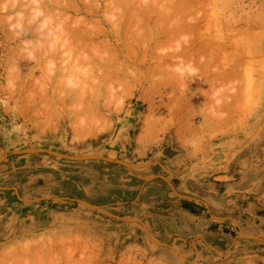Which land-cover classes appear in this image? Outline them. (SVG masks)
<instances>
[{"label":"rangeland","instance_id":"obj_1","mask_svg":"<svg viewBox=\"0 0 264 264\" xmlns=\"http://www.w3.org/2000/svg\"><path fill=\"white\" fill-rule=\"evenodd\" d=\"M12 1L0 0V264H264V0H191L183 16L181 0H34L58 34Z\"/></svg>","mask_w":264,"mask_h":264},{"label":"bare ground","instance_id":"obj_2","mask_svg":"<svg viewBox=\"0 0 264 264\" xmlns=\"http://www.w3.org/2000/svg\"><path fill=\"white\" fill-rule=\"evenodd\" d=\"M6 1H7V0H6ZM19 1H21L20 3L23 2L22 0H19ZM48 1L50 2V0H48ZM51 1H52V0H51ZM59 1H60V0H59ZM172 1L174 2V0H172ZM175 1H176V0H175ZM181 1H183V2H176V3H174V7H175V8H174L173 6H171V4L173 5V3L170 4V3H169L170 1L168 2L167 6L170 4V7H171V8L173 7L172 10H174V12H175V11H178V13L180 12V15L183 16L184 13H186V11H187L189 8L192 9V7H193L195 4H193L191 0H185L186 2H185L184 0H181ZM189 1H191V2H189ZM32 2H33L35 5L32 4ZM38 2H40V1L38 0ZM38 2L36 3V1H34V0H33V1L31 0V2L28 1V4L30 3L29 8H31V4L34 5V6H33L34 8L32 7L33 9L31 8V9H32L31 11H34V13H35L34 15H35V16L32 15L33 12H31V11H29V13L31 12L30 15H29V13H27V12H26V13L28 14L29 17L34 18L33 20H36L35 17L40 18V19L37 18V19L40 20V21L43 19V22H42V23L45 24V23H47V20H49V19H48V18H47V19H46V18H42V19H41V17H42L43 15L47 14L48 11H50V10L47 9V10H48V11L46 10L47 13H46L44 10L40 11L44 6H42L43 4H40V3H39V5H41L42 8H41V6H39V7H40V8H39L38 5H37V7H36V4H38ZM42 2H44V1H41V3H42ZM54 2H55V1H54ZM54 2H53V3H54ZM10 3H11V1H10ZM12 3H14V0L12 1ZM18 3H19V2H18ZM20 3H19V4H20ZM50 3H51V2H50ZM56 3H59V4H60V2H58V1H57ZM63 3H64V2H63ZM66 3H67V1H66ZM166 3H167V2H166ZM2 4H3V3H2V1H1V5H2ZM5 4H6V3H5ZM8 4H9V3H8ZM8 4L6 5L7 7H5V8H8ZM26 4H27V3H26ZM69 4H70V2H69ZM69 4H68V5H69ZM197 4H198V3H197ZM10 5H11V4H9V6H10ZM14 5H15V4H14ZM17 5H18V4H17ZM17 5H16V6H17ZM21 5H22V4H21ZM45 5H47V3H46ZM50 5L53 6L54 4H53V5L50 4ZM64 5H66V4H64ZM70 5H71V4H70ZM73 5H74V4H73ZM114 5H115V4H114ZM117 5H118V4H117ZM145 5H146V4H145ZM164 5H165V3H164ZM11 6H12V5H11ZM23 6L26 7L25 5H23ZM27 6H28V5H27ZM47 6H48V5H47ZM87 6H88V5H87ZM90 6H91V5H90ZM92 6H93V5H92ZM92 6H91V7H92ZM115 6H116V5H115ZM165 6H166V5H165ZM21 7H22V6H21ZM54 7H55V6H54ZM73 7H74V6H73ZM75 7H76V6H75ZM117 7H118V6H116V8H115L116 10H118ZM146 7H148V6H146ZM178 7H179V9H178ZM3 8H4V7H3ZM9 8H10V7H9ZM17 8H18V7H17ZM19 8H20V7H19ZM22 8H23V7H22ZM22 8H20V10H21ZM36 8H39V9H36ZM47 8H51V7H47ZM52 8H53V7H52ZM57 8H58V6H57ZM61 8H62V7H61ZM66 8H68V7L66 6ZM70 8H71V6H70ZM87 8H88V7H87ZM126 8H128V7H126ZM163 8H164V7H163ZM167 8H169V7H167ZM10 9L12 10V8H10ZM14 9H15V7H14ZM27 9H28V7H27ZM43 9H44V8H43ZM45 9H46V7H45ZM53 9H54V8H53ZM74 9H76V8H74ZM77 9H78V8H77ZM77 9H76V10H77ZM89 9H90V8H89ZM156 9H157V8H156ZM5 10H6V9H5ZM17 10H18V9H17ZM23 10H24V9H22V11H23ZM35 10L38 11L39 16L42 15V14H43V15H42L41 17H39V16H38V13H37ZM54 10H55V9H54ZM79 10H80V9H79ZM83 10H84V9H83ZM140 10H141V9H140ZM148 10H149V9H148ZM148 10H147L146 12H148ZM14 11H15V10H14ZM24 11H28V10L25 9ZM91 11H93V10L91 9ZM142 11L145 12L144 8H142ZM150 11H151V9H150ZM165 11L168 12V13H166V14H167L166 17H170L171 9H170L169 11H168V9H166V10H164V12H165ZM19 12H20V11H19ZM44 12H45V13H44ZM51 12L56 13V12H54V11H51ZM60 12H61V11H60ZM124 12H125V11H124ZM124 12H123V13H124ZM144 12H143V13H144ZM152 12H153V11H152ZM164 12H163V13H164ZM63 13H65V12L62 11L61 15H62ZM175 13H177V12H175ZM178 13H177V14H178ZM182 13H183V14H182ZM17 14H18V13H17ZM23 14H24V13H23ZM23 14H22V15H23ZM56 14L58 15V13H56ZM140 14H141V12H140ZM159 14H160V13H159ZM172 14H173V13H172ZM172 14H171V15H172ZM177 14H176V15H177ZM24 15H26V14H24ZM31 15H32V16H31ZM47 15H48V14H47ZM47 15H45V17H50V16H51L50 14H49L50 16H47ZM168 15H169V16H168ZM28 16H26V18H27ZM53 16H56V15H55V14H52V17H53ZM119 16H120V15L118 14L117 17H119ZM157 16H158V15H157ZM43 17H44V16H43ZM52 17H50V20H51ZM126 17H127V16H126ZM126 17H125V19H126ZM133 17H134V16H133ZM136 17H137V15H136ZM0 18H1V17H0ZM12 18H14V17L12 16ZM12 18H11V19H12ZM19 18L21 19V16H19ZM22 18H23V17H22ZM32 18H31V19H32ZM57 18H58V17H57ZM63 18H64V17H63ZM127 18H128V17H127ZM159 18H160V17H159ZM2 19H3V18H2ZM9 19H10V18H9ZM16 19H17V18H16ZM31 19H28V20H29V23H30ZM45 19H46V21H44ZM53 19H54V20H53ZM53 19H52V21H55V20H56L55 17H54ZM59 19H60V18H59ZM59 19H58V20H59ZM64 19H65V18H64ZM120 19H121V18H120ZM120 19H119V20H120ZM130 19L132 20L133 18H130ZM134 19H135V17H134ZM4 20H5V19H4ZM127 20H128V19H127ZM12 21H14V20H12ZM20 21H22V19H21ZM40 21H39V23H37L38 21H37V22L34 21L32 24H34L35 22H36L37 24H40ZM112 21H113V20H112ZM121 21H123V20H120V21H118V22H121ZM2 22H4V21H2ZM16 22H17V20H16ZM16 22H15V23H16ZM18 22H19V19H18ZM26 22H27V21H26ZM31 22H32V21H31ZM44 22H45V23H44ZM55 22H56V21H55ZM55 22H53V23H55ZM113 22H114V21H113ZM113 22H112V24H113ZM115 22H116V21H115ZM126 22H127V21H126ZM8 23L11 24V22H8ZM13 23H14V22H13ZM20 23H22V22H20ZM48 23H50V22H48ZM51 23H52V22H51ZM75 23H76V22H75ZM127 23H128V22H127ZM197 23H198V27H199L200 24H199V22H197ZM17 24H18V23H17ZM30 24H31V23H30ZM30 24H29V25H25V24H24V25H25V27H29ZM37 24H35V25H37ZM58 24H59V23H58ZM64 24H65V23H63V25H64ZM115 24H117V22H116ZM122 24H123V23H122ZM129 24H130V23H129ZM140 24H142V22H140ZM180 24H181V23H180ZM18 25L20 26L21 24H18ZM18 25H16V26L18 27ZM46 25H48V24H45V25H44V28H45V27L47 28ZM54 25H56V24H54ZM76 25H77V23H76ZM120 25H121V24H120ZM120 25H119V26H120ZM131 25H132V24H131ZM177 25H178L179 27L181 26V25H179V23L176 24L175 26H174V25H171V26H172V27H176V29H177ZM183 25H184V24H183ZM185 25H186V24H185ZM190 25H191V24H190ZM190 25H188V26H190ZM0 26H2V25H0ZM21 26H22V25H21ZM50 26H51V24H49L48 27L50 28ZM58 26H60V25H58ZM58 26H57V27H58ZM61 26H62V25H61ZM61 26H60V28H62ZM68 26L70 27L71 25L68 24ZM72 26H73V25H72ZM72 26H71V27H72ZM74 26H75V25H74ZM74 26H73V30H74ZM116 26H117V25H116ZM119 26H117V27L119 28ZM163 26H165V25H163ZM186 26H187V25H186ZM186 26H185V27H186ZM188 26H187V28H188ZM193 26H194V25H192L191 27H193ZM13 27H14V25H13ZM42 27H43V26H40V25H39L37 28H42ZM51 27H53V26H51ZM66 27H67V24H66ZM77 27H78V26H77ZM92 27L94 28V26H92ZM92 27H91V28H92ZM161 27H162V26H161ZM172 27H171V28H172ZM181 27L185 28L184 26H181ZM195 27H196V26H195ZM22 28H23V26H22ZM37 28H36L35 30H38ZM46 28L44 29V30H45V33H44V34H46V30L49 29V28H47V29H46ZM53 28H55V27H53ZM118 28H117V29H118ZM124 28H125V26H124ZM189 28H190V27H189ZM193 28H194V27H193ZM31 29H32V28H31ZM31 29H30V28L28 29V30L30 31V33H31ZM33 29H34V26H33ZM66 29H67V31H68V28H65V29L63 28L62 30H63V31H64V30L66 31ZM71 29H72V28H71ZM75 29H76V28H75ZM103 29H104V28H103ZM103 29H102V30H103ZM106 29H107V28H106ZM113 29H114V28H113ZM115 29H116V28H115ZM126 29H128V28L126 27ZM126 29H125V30H126ZM140 29H141V28H140ZM144 29H145V28H144ZM166 29H167V26H166ZM166 29H163V30H166ZM185 29H186V28H185ZM28 30L26 29L27 33H29ZM49 30L51 31V29H49ZM55 30H56V28H55ZM55 30H53V32L51 31V33H50V31H47V34H49V33H50V34H53V33L55 32ZM62 30H61V31H62ZM73 30H72L71 32H73ZM76 30H77V29H76ZM89 30H90V29H89ZM99 30H101V29L99 28ZM138 30H139V29H138ZM150 30H151V29H150ZM150 30H149V31H150ZM152 30H153V29H152ZM157 30H158V29H157ZM2 31H3V29H2ZM24 31H25V30H24ZM42 31H43V30H42ZM79 31H80V29H79ZM90 31H91V30H90ZM90 31H86V32L89 33ZM96 31H97V30H96ZM128 31H129V29H128ZM139 31H140V30H139ZM149 31H148V32H149ZM160 31H162L161 28H160ZM160 31H159V32H160ZM17 32H18V31H17ZM35 32H37V31H32V33H35ZM40 32H41V29H40ZM56 32H57V31H56ZM56 32H55V33H56ZM76 32H77V31H76ZM76 32H75V33H76ZM91 32H92V31H91ZM116 32L118 33V31H116ZM122 32H124V30H123ZM125 32H126V31H125ZM131 32H132V31H131ZM137 32H138V31H137ZM140 32L142 33V36H144L143 33H144L145 31L143 32V31L141 30ZM154 32H155V31H154ZM154 32L152 31V33H154ZM159 32H158V34H160ZM162 32H164V31H162ZM162 32H161V33H162ZM58 33H59V32H57V34H58ZM61 33H62V32H61ZM64 33H65V32H64ZM77 33H78V32H77ZM77 33H76V34H77ZM104 33H105V32H104ZM107 33H108V31H107ZM120 33H121V31H120ZM120 33H118V34H120ZM129 33H130V32H129ZM132 33H133V32H132ZM132 33H131V34H132ZM146 33H147V32H146ZM152 33H151V31L149 32V35H150V36H149V39L152 38V40H153L154 38L151 37V36H152V35H151ZM20 34L23 35L22 32H21ZM25 34H26V32H25ZM25 34H24V35H25ZM42 34H43V33H42ZM57 34H56V37L58 36ZM71 34H72V33H71ZM85 34H86V33H85ZM89 34H90V33H89ZM94 34H95V32H94ZM133 34H134V35H133V36H134L133 38H135V33H133ZM158 34H154L155 37H156V35H158ZM164 34H165V33H164ZM17 35H18V34H17ZM31 35H32V34H31ZM31 35H30V37H31ZM61 35H62V34H61ZM64 35H65V34H64ZM73 35H75V34H73ZM90 35H91V34H90ZM111 35H112V34H111ZM120 35H121V34H120ZM126 35H127V34H126ZM147 35H148V34H147ZM9 36H10V35H9ZM15 36H16V35H14V37H15ZM20 36H21V35H20ZM20 36H18V37H20ZM32 36H33V35H32ZM37 36H39V35H37ZM51 36H52L53 39H55V42H56V43L59 42V45H60V44H61V45L64 44V46H62V47H64L63 49L66 50V49H65V48H67V46L65 47V44H66V43H65V42H64V43H60V41H59L60 39L57 40L56 38H54L55 35H50V38L48 37V39H47V37H46V38L44 39V42L46 43V47H48L49 44H50V46H51L52 44H55V42L52 43L53 41H52V42L50 41L51 43H50V42L48 43V40L51 39ZM53 36H54V37H53ZM75 36H76V35H75ZM86 36H87V35H86ZM91 36H93V35H91ZM107 36H108V34H107ZM117 36H118V35H117ZM122 36H123V35H122ZM136 36H137V35H136ZM142 36H141V37H142ZM145 36H146V35H145ZM161 36H163V35L161 34ZM3 37H4V35H3ZM12 37H13V36H12ZM14 37H13L12 39H14ZM18 37H17V38H18ZM28 37H29V36H28ZM35 37H36V36H35ZM63 37H64V36H62V37H60V38L63 39ZM70 37H73V40H74V36H70ZM120 37H121V36H120ZM125 37H126V36H125ZM157 37H158V36H157ZM8 38H9V37H8ZM75 38H76V37H75ZM77 38H78V37H77ZM77 38H76V39H77ZM92 38H94V37H92ZM92 38H90V39H92ZM126 38H127V37H126ZM136 38H137V37H136ZM138 38H139V36H138ZM143 38H144V37H143ZM9 39H10V38H9ZM9 39H8V40H9ZM21 39H22V38H21ZM53 39H52V40H53ZM64 39H65V37H64ZM68 39H69V35H68ZM76 39H75V40H76ZM94 39H95V38H94ZM116 39H117V38H116ZM123 39H124V38H123ZM127 39L129 40V38H127ZM147 39H148V37H147ZM149 39H148V40H149ZM156 39H157V38H156ZM6 40H7V38H6ZM22 40H23V39H22ZM42 40H43V39H42ZM45 40H46L47 42H46ZM56 40H57L58 42H57ZM75 40L73 41L74 43H75ZM79 40H80V39H78L77 41H79ZM106 40H107V39H106ZM108 40H109V39H108ZM108 40H107V42H108ZM114 40H115V39H114ZM136 40H137V39H136ZM138 40H139V39H138ZM145 40H146V37H145ZM145 40L143 39V42H145V44H143V45H146V44H147V43H146L147 41H145ZM66 41H67V37H66ZM88 41H89V40H88ZM93 41H94V40H93ZM111 41H112V40H111ZM118 41H119V40H118ZM70 42H72V39H71V41H70V39L68 40V43H70ZM73 42L70 43L69 45L73 44ZM84 42H85V41H84ZM84 42H83V43H84ZM89 42H91V41H89ZM101 42H102V41H101ZM109 42H110V40H109ZM125 42H126V41H125ZM137 42L139 43V41H137ZM143 42H142V43H143ZM151 42H152V41H151ZM157 42H159V41L157 40ZM209 42H211V41H209ZM209 42H208V43H209ZM14 43H15V42H14ZM20 43H21V40H20ZM47 43H48V45H47ZM76 43H77V42H76ZM76 43H75L74 46L77 45ZM80 43H81V40H80ZM104 43H105V42H104ZM111 43H112V42H111ZM118 43H119V42H118ZM211 43H213V42H211ZM18 44H19V43H17V45H18ZM85 44H86V42H85ZM92 44H93V43H92ZM100 44H102V43H100ZM100 44H99V45H100ZM108 44H109V43H108ZM126 44H127V43H126ZM148 44H149V42H148ZM148 44H147V45H148ZM150 44H151V43H150ZM204 44H207V43L205 42ZM19 45H20V44H19ZM56 45H57V44H56ZM59 45H58V46H59ZM61 45H60V46H61ZM131 45H132V44H131ZM140 45H142V44L140 43ZM207 45H208V44H207ZM209 45H210V44H209ZM50 46H49V47H50ZM60 46H59V48H60ZM77 46H78V45H77ZM77 46H76V47H77ZM87 46H88V45H87ZM100 46H101V45H100ZM128 46H129V45H128ZM132 46H133V45H132ZM132 46H131V47H132ZM156 46H157V45H156ZM54 47H56V46L54 45ZM88 47H89V46H88ZM93 47H95V46H93ZM93 47H92V49H93ZM102 47H103V46H102ZM108 47H109V46H108ZM56 48H57V47H56ZM71 48H73V47H71ZM96 48H97V49H95V50H98L99 47H96ZM103 48H105V47H103ZM111 48H112V46H111ZM126 48H127V47H126ZM146 48H147V47H146ZM146 48H145V49H146ZM150 48H152V45H151ZM45 49H46V48H45ZM47 49H49V48H47ZM61 49H62V48H61ZM61 49H59V51H60ZM63 49H62V50H63ZM67 49H68V48H67ZM73 49H74V48H73ZM77 49H79V53H81V50H80L81 48L79 47V48H77ZM99 49L101 50V48H99ZM108 49H109V48H108ZM148 49H149V48H148ZM148 49H147L146 51H148ZM191 49H192V48H190V50H191ZM57 50H58V48H57ZM57 50H56V51H57ZM87 50H88V49L86 48L85 51H87ZM118 50H119V49H118ZM123 50H124V49H123ZM187 50H188V49H187ZM187 50H186V51H187ZM56 51H55V52H56ZM66 51H67V50H66ZM102 51H103V50H102ZM102 51H101V52H102ZM104 51H105V50H104ZM104 51H103V52H104ZM107 51H108V50H107ZM107 51H105V52H107ZM125 51H126V50H125ZM191 51H192V52H191ZM191 51H187V52H186V55H185L186 58H187V56L193 55V51H195V49H194V50L192 49ZM50 52L52 53L53 51H50ZM55 52H54V53H55ZM87 52H88V51H87ZM87 52H86V53H87ZM95 52H96V51H95ZM95 52H94V53H95ZM98 52H99V51H98ZM105 52H104V53H105ZM108 52H110V51H108ZM112 52H113V50H111V53H112ZM129 52H130V51H129ZM184 52H185V51H184ZM213 52H214V51H213ZM213 52H212V54L215 55V53H213ZM69 53H70V52H69ZM72 53H73V51H72ZM82 53H83V52H82ZM86 53H85V55H86ZM115 53H116V52H114L113 54H115ZM121 53H123V52H121ZM124 53H125V52H124ZM124 53H123V54H124ZM96 54H100V52H99V53H96ZM153 54H154V53H153ZM184 54H185V53H184ZM74 55H75V54H74ZM83 55H84V53L82 54V57H81V58L85 59V58L83 57ZM107 55L109 56V54H107ZM111 55H112V54H110V56H111ZM116 55H118V54H116ZM126 55H127V54H124L123 56L126 57ZM128 55H129V54H128ZM130 55H132L131 52H130ZM130 55H129V56H130ZM145 55H146V54H145ZM149 55H150V54H149ZM155 55H156V54H155ZM171 55H172V54H171ZM194 55H195V54H194ZM194 55H193V57H194ZM214 55H211V56H214ZM47 56H49V55H47ZM56 56H57V54H56ZM71 56H73V55L71 54ZM79 56H80V54H79ZM87 56H88V55H87ZM112 56H113V55H112ZM119 56H120V55H119ZM211 56L206 58V59H207L206 62L203 60V61L205 62L204 64H207V65H204L203 68L206 69L208 65L210 66L211 62H209V61H211V59H212ZM54 57H55V56H54ZM100 57H101V56H100ZM100 57H99V58H100ZM113 57H114V56H113ZM117 57H118V56H117ZM130 57H131V56H130ZM132 57H133V56H132ZM154 57H155V56H154ZM173 57H174V56H173ZM175 57H176V55H175ZM193 57H191V58H193ZM47 58H48V57H47ZM72 58H74V57H72ZM75 58H76V55H75ZM75 58H74V59H75ZM79 58H80V57H78V60H81V58H80V59H79ZM96 58H97V60H100V61H98V62L101 63L102 59H98V56H97ZM107 58H108V57H107ZM107 58H106V59H107ZM115 58H116V57H115ZM133 58H134V57H133ZM157 58H158V57H157ZM50 59H51V58H50ZM88 59H89V58H88ZM109 59L111 60L112 58H109ZM109 59H108V60H109ZM118 59H119V58H118ZM127 59H128V58H127ZM129 59H130V58H129ZM145 59H146V57H145ZM159 59H160V58H159ZM161 59H162V58H161ZM161 59H160V60H161ZM199 59H200V58H199ZM199 59H197V60H199ZM10 60H11V59H10ZM72 60H73V59H72ZM86 60H87V59H85V61H86ZM103 60H104V59H103ZM108 60H105L104 63H105L106 61H108ZM131 60H132V59H131ZM133 60H134V59H133ZM153 60H154V59H152V61H153ZM45 61H46V60H45ZM68 61H69V59H68ZM75 61H76V60H75ZM92 61H93V60H92ZM92 61H91V62H92ZM115 61H116V60H114V62H115ZM117 61H119V60H117ZM150 61H151V59H150ZM155 61H156V60H155ZM157 61H158V60H157ZM212 61H213V60H212ZM7 62H8V61H7ZM70 62L72 63V61H70ZM77 62H80V63H81V62H83V60H82V61H77ZM86 62L88 63V62H90V61L87 60ZM98 62H97V63H98ZM108 62H109V61H108ZM108 62L105 63L106 66H107V64H109L111 61H110L109 63H108ZM114 62L111 63V64H114ZM119 62H120V61H119ZM121 62H122V61H121ZM126 62H128V60H127ZM130 62H131V61H130ZM12 63H13V61H12ZM12 63H11V64H12ZM68 63H69V62H68ZM71 63H69V65H70L71 67L74 66L73 68L76 70V65H75L76 63H75V64H74V63L71 64ZM80 63H79V64H80ZM124 63H125V62H124ZM128 63H129V62H128ZM159 63H161V62H159ZM159 63H158V64H159ZM197 63H199V61H198ZM5 64H6V63H5ZM9 64H10V63H9ZM43 64H44V63H43ZM52 64H53V63H52ZM84 64L86 65L85 62H84ZM84 64L82 63V65L80 66L81 69H84V67H85ZM89 64H90V63H89ZM116 64H117V65H116ZM119 64H123V63H119ZM119 64H118L117 62H115V66H118ZM125 64H127V63H125ZM125 64L122 65V66L120 65L119 68L121 67V69H122L123 66H124V67L126 66ZM158 64H157V65H158ZM50 65H51V62H50ZM139 65H140V64H139ZM10 66H11V65H10ZM12 66H13V64H12ZM67 66H68V65H67ZM70 66H69V68H71ZM83 66H84V67H83ZM88 66H89V68H90V65H88ZM88 66H87V67H88ZM108 66H109V65H108ZM110 66H111V65H110ZM48 67H49V66H48ZM48 67H47V68H48ZM77 67H78V66H77ZM82 67H83V68H82ZM67 68H68V67H67ZM73 68H71V69H73ZM117 68H118V67H117ZM126 68H128V65H127ZM9 69H11V68L9 67ZM74 69H73V70H74ZM90 69H91V68H90ZM90 69H89V70H90ZM85 70H86V68H85ZM87 70H88V69H87ZM89 70H88V72H89ZM126 70H127V69H126ZM90 71H91V70H90ZM153 71H155V70H152V73H153ZM217 71H218V69H217ZM121 73H124V72H121ZM148 73H149V71H148ZM152 73H151V74H152ZM224 73H225V72L223 71L221 74H219V76L222 77V78H221L222 80H223V79H226V77H227V75H225ZM11 74H13V73H11ZM106 75L108 76V74H105V75L103 76L104 79H105V77H107ZM114 75H116V74H114ZM13 76H14V75H13ZM112 76H113V75H110L109 78L107 77V78H108L107 80L109 81L110 78L113 79V78L115 77V76H114V77H112ZM151 76H153V75H151ZM216 77H218V75H217V76L215 75V77H213V78H216ZM213 78H212V79H213ZM116 79H117V78H116ZM107 80H106V81H107ZM214 80L216 81V79H214ZM110 82H111V81H110ZM85 83H86V82H85ZM108 83H109V82H108ZM109 84H110V83H109ZM83 85H84V84H83ZM83 85H82V87H85V86H83ZM82 87H81V88H82ZM83 89H84V88H83ZM81 91H83V90L81 89ZM66 96H67V94H66ZM205 118H206V120H207V117H205ZM86 124H87V123H85V125H86ZM85 125H83V126H85ZM78 126H80V125H78ZM81 127H82V126H81ZM83 128H84V127H83ZM77 129H78V128H77ZM80 129H81V128H80ZM84 129H85V128H84ZM86 129H87V128H86ZM86 129H85V130H86ZM75 130H76V129H75ZM81 132H82V131H81ZM81 132H80V133H81ZM75 133H76V132H75ZM76 152H77V151H76ZM2 188H6V187H2ZM41 244H42V243H40V245H39L38 247L41 246V247L43 248L42 250H43V251L45 250V252H46L47 248L52 247V246L48 245L47 248L45 249L44 247H46V246H45V245L42 246ZM31 245H32V244H31ZM51 245H52V244H51ZM33 246L37 247L36 244H34ZM33 246H32V247H33ZM29 247H30V246H28V248H29ZM41 247H40V248H41ZM26 248H27V246H26ZM30 248H31V247H30ZM33 248H34V247H33ZM53 249H54V247H53ZM53 249H51V251H52ZM18 250H19V248H18ZM20 250L24 251V250L21 249V248H20ZM31 250H32V249H31ZM34 250H37V248L34 249ZM16 251H17V250H16ZM28 251H29V250H28ZM37 251H38V250H37ZM48 252H50V248L48 249ZM10 253H11V252H10ZM18 253H20V252H18ZM41 253H42V252H41ZM41 253H40V254H41ZM50 253H51V252H50ZM52 253H53V252H52ZM12 254H13V253H11V255H12ZM31 254H32V252H31ZM53 254H54V253H53ZM8 255H9V254H8ZM18 255H19V254H18ZM18 255H15V256H18ZM36 256H37V255H35V257H36ZM51 256H52V255H51ZM33 257H34V256H33ZM35 257H34V258H35ZM38 257H39V256H38ZM0 258H1V257H0ZM39 258H40V257H39ZM4 259H5V258H4ZM0 260H2V259H0ZM36 260H38V259H36ZM38 261H39V260H38ZM15 262H16V261H15ZM40 262H41V261H40ZM40 262H39V263H40ZM44 262H45V261H44ZM49 262H50V261H49ZM46 263H47V262H46Z\"/></svg>","mask_w":264,"mask_h":264},{"label":"crops","instance_id":"obj_3","mask_svg":"<svg viewBox=\"0 0 264 264\" xmlns=\"http://www.w3.org/2000/svg\"><path fill=\"white\" fill-rule=\"evenodd\" d=\"M171 222H169V224H170ZM168 224V223H167ZM166 225V226H171V225ZM181 226H184V225H182L181 224ZM189 226H204V224H192V225H189Z\"/></svg>","mask_w":264,"mask_h":264}]
</instances>
